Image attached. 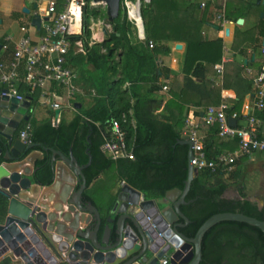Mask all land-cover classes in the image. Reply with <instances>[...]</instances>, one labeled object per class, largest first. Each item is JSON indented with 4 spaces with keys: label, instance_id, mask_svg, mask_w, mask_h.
I'll use <instances>...</instances> for the list:
<instances>
[{
    "label": "trees",
    "instance_id": "obj_1",
    "mask_svg": "<svg viewBox=\"0 0 264 264\" xmlns=\"http://www.w3.org/2000/svg\"><path fill=\"white\" fill-rule=\"evenodd\" d=\"M201 3V0H183L182 3L179 0H151L143 9V20L147 42L152 40L153 48L147 42L133 40L136 29L127 20L122 8L119 15L111 19L113 32L110 36L90 47L91 15L98 16L99 10L90 9L87 4L84 8L83 32L78 36L83 41L86 52L74 55L68 61L80 67L86 79L95 87L98 97L90 110L77 114L69 125L65 122L53 125L49 119L41 124L30 120L32 142L60 149L66 154L72 147L74 155L82 165L87 164L90 151L93 156L92 163L84 169L90 185L114 163L100 148L104 142L108 121L119 118L123 112H129L133 108L136 124L133 125L130 121L125 124V128L134 159L120 158L123 164L119 181L125 180L141 190L147 198L162 197L172 188L184 189L189 174V146L179 143V140L186 125L189 111L187 105L193 103L197 106H210L220 103L216 91L209 88L206 77L209 66L221 60L224 41L222 38L208 40L202 34L209 2L203 9ZM253 5L257 6V3L254 2ZM218 7L221 9V6ZM202 10L204 13L200 17ZM225 16L236 20V16L231 15L229 9L225 10ZM262 25L261 33H264V23ZM175 40L187 43L183 91L195 92L207 98L206 102L187 99L173 92V98L165 102L159 94L165 81L171 76L170 69L162 64L159 57L161 53L169 51L168 42ZM102 48L106 52H102ZM87 64L93 65L94 69L87 68ZM260 74L257 73L252 82L244 79L242 89L236 90L237 97L227 110L228 116L235 115L237 120L242 119L241 110L245 96L252 92L253 81ZM126 83L129 86H125ZM23 93H26L32 103L38 100L39 89L32 92L26 86ZM156 104H165L166 111L170 113L165 121L155 114ZM98 121L100 126L96 125ZM26 123L21 126L20 131L25 128ZM87 125L93 129L91 142L86 138L87 132L83 137L77 134L80 126L87 128ZM206 129V153L209 158L216 157L226 149L234 150L238 147L237 139L225 141L218 135V124L207 126ZM51 157V154L46 153L36 162L37 169L33 179L44 186L53 182ZM2 160L3 156L0 154V163ZM242 176L237 161L233 172L228 176L220 170L215 173L209 169L199 170L194 175L186 197L190 202L182 206L190 222L179 228L180 231L188 237H194L209 217L220 212H241L264 220V207L260 209L256 202L248 200L243 187L239 190L240 199L224 195L234 183L232 180L240 183ZM84 194L87 199H91L87 190ZM8 206L9 198L0 193V222L7 216ZM107 223L108 219L104 217L102 227ZM112 227H115V223H112ZM226 245L232 247L235 253L251 254V264L264 263V232L244 222L223 221L206 233L200 264H206L207 260L222 264ZM9 262L10 258L7 257L2 264ZM245 262L247 263L239 260L233 264Z\"/></svg>",
    "mask_w": 264,
    "mask_h": 264
},
{
    "label": "water",
    "instance_id": "obj_2",
    "mask_svg": "<svg viewBox=\"0 0 264 264\" xmlns=\"http://www.w3.org/2000/svg\"><path fill=\"white\" fill-rule=\"evenodd\" d=\"M103 1L111 19L117 17L121 0ZM33 24L41 25L40 16L33 19ZM30 106L28 99L0 94V154L4 159L0 163V193L9 198L8 214L0 222V244L5 246V253L11 251L13 258L22 259L24 264H159L165 256L171 257L170 264H198L203 259L206 233L220 222H244L264 232V220L241 212L212 215L194 237L180 231L190 222L182 206L190 202L186 197L198 173L190 163L193 149L188 135L179 140L189 146L184 189L172 188L158 199H148L123 182L114 206L119 216L116 220L109 217L102 227L100 210L84 194L88 188L84 169L92 163L89 151L90 160L82 165L72 150L66 155L43 146L44 151L52 153L53 182L47 186L33 182L37 168L31 165L43 153L34 150L38 143L31 137L29 142L15 137L21 122L30 119ZM229 123L237 126L236 118L229 117ZM49 248L55 254L51 258Z\"/></svg>",
    "mask_w": 264,
    "mask_h": 264
},
{
    "label": "crops",
    "instance_id": "obj_3",
    "mask_svg": "<svg viewBox=\"0 0 264 264\" xmlns=\"http://www.w3.org/2000/svg\"><path fill=\"white\" fill-rule=\"evenodd\" d=\"M69 0H55L57 3V8L62 10L68 3ZM89 1H96V0H89ZM181 3L183 0H179ZM206 0H201L204 2ZM49 0H0V60L3 61L8 67L7 71L13 67L14 61V52L15 46L17 42L24 36L27 35L32 38V40L38 41L43 34L42 24L40 26L33 24V19L36 16H40L41 23L43 20H46L48 16L46 15V9ZM256 2L257 6L253 5ZM105 4L106 7L103 5ZM202 4V3H201ZM61 6V7H60ZM221 6V9L218 7ZM202 7V6H201ZM99 10V14L96 17H92L90 21V30H91V37L89 40L90 47L94 44H99L107 39L110 34L109 25L105 23L109 22L111 25V16L109 14L108 5L105 1L100 3L96 7ZM204 7H202L203 9ZM229 9L231 15L236 16V20H230L228 18L225 19L220 18L219 14L222 10ZM202 12L201 16L202 17ZM205 22L202 26V34L208 40H213L215 38H222L224 41L223 44V55H228L232 58L230 62H228L225 66L224 73L222 75L218 74L215 65H211L208 68L207 72V81L209 82V88L216 91L218 95V100L220 103L226 101L233 105L234 100L237 97V89H242V84H244V79L248 80V82H252L254 76L257 73H264V53L262 51L264 47V33L262 31V23H264V0H225V1H215L209 2V8L205 14ZM224 19V20H223ZM242 19V23H239L238 20ZM263 21V22H262ZM98 23L99 25V36L95 37V32L93 29V24ZM106 25V26H104ZM22 27L27 28V32L22 30ZM113 27V26H112ZM101 31V32H100ZM83 32V31H82ZM101 38V40L97 39ZM95 43L91 44V41ZM134 41H140L137 33L134 34L133 37ZM142 42V41H141ZM169 51L161 53L159 59L163 65L167 66L170 69L171 76L170 78L165 81V85H167V89H162L159 91V94L162 96L165 102L170 100L172 97V92L175 94L183 95V97L187 99L196 100L197 102H206L208 99L203 98L199 94L195 92H186L183 91V87L185 84V72H184V65L186 59V52H187V43L184 41H169ZM102 52H106L105 48H102ZM79 54V53H78ZM75 54V55H78ZM222 58V57H221ZM219 62V61H218ZM69 65L75 68L79 74L80 78L78 80L79 86L82 88V91L76 94L72 99L68 100L65 96V91L63 88H60L55 83L49 84L47 86L48 90H50L51 95L49 94L48 97L42 96V91L39 89V97L38 100L32 103V100L27 98L30 103V119L28 121L23 120L20 124V127L16 130V138H20V128L26 122L31 123L32 120L37 121L38 123H42L43 121L49 119L53 120V118L59 117L60 122H65L66 124H70L77 114H82L84 111L90 110L94 104L95 100L98 97L95 87L86 79L83 71L80 70L79 66L73 65L72 62L68 61ZM87 68L93 70L94 67L91 64H87ZM24 75H25V64L21 62L18 66V81L16 79V83L18 89L21 94L25 95L24 87L27 86L24 82ZM4 84L0 83V88H2ZM125 86H129V84H125ZM21 89V90H20ZM53 92L56 93V96H53ZM254 94L255 89L252 85V92H249L244 99V104L241 110L242 119L237 120L238 126H244L246 124L245 121V105L250 104L254 101ZM26 96V95H25ZM217 99V97H216ZM60 101L62 102V109H60V113H56V109L51 107V101ZM179 100V99H177ZM219 103V104H220ZM213 103L211 105H219ZM165 105V104H164ZM164 105L156 104L155 105V114L162 119L166 120L165 117H169L170 113L166 111ZM210 105V106H211ZM188 113L187 117H194L196 120L204 114L208 106H197L193 103H189L188 105ZM132 110L131 115V123L133 125L136 124V119L134 117V110ZM263 120V124L261 127V134L264 135V110L257 113ZM229 117L236 118L235 115H230ZM31 120V121H30ZM59 122V123H60ZM26 123V124H27ZM85 125L84 122H81ZM97 126H100V121L96 122ZM81 127L77 130L78 136H84L87 132L86 138L91 142L90 136L93 133V129L90 126ZM201 132L207 134V126H201ZM87 130V131H86ZM184 132V130H183ZM184 135V134H183ZM223 139V138H222ZM225 141L229 139H224ZM99 141V139H98ZM103 145V144H102ZM102 145L100 146L102 152H104ZM43 146L38 143V146L34 148V150L41 151L43 153V157L46 153L51 154V152H46L43 149ZM41 147V149H39ZM54 148V147H53ZM57 149V148H55ZM238 147L234 150L226 149L224 151L230 152H237ZM60 150V149H57ZM70 150L73 152V148L71 147ZM69 150V153H70ZM89 150V149H88ZM62 151V150H61ZM223 151V152H224ZM63 152V151H62ZM90 152V151H89ZM88 152V153H89ZM69 153H65L68 155ZM91 153V152H90ZM105 153V152H104ZM74 154V153H73ZM109 158L114 160L113 165L109 169H105L100 175H98L88 188L86 189L88 194L91 196L93 203L98 207L100 210L102 219L106 217H112L116 220L119 214L114 211V206L118 202L117 195L118 191L120 190L123 182L125 180L119 181L121 176V167L122 161L119 159H113L109 154L105 153ZM92 155V153H91ZM42 157V158H43ZM76 157V156H75ZM41 158V159H42ZM93 159V156H92ZM4 160V159H3ZM2 160V161H3ZM40 160V159H38ZM52 160V159H51ZM90 160V156H89ZM88 160V161H89ZM237 166L241 168L243 176L240 181L242 183L243 179L249 174L260 177L264 174V153L256 152L251 157L238 155L237 158ZM35 164L31 165L32 168L35 170ZM80 163V162H79ZM263 176V175H262ZM34 183H36L33 179ZM234 183L229 186V188H236L238 190V185H236V180H232ZM78 186V184H77ZM244 184H241V188ZM229 188L225 192V196L229 198H233L229 194ZM240 190V188H239ZM141 191V190H140ZM143 193V192H142ZM144 194V193H143ZM145 198L146 195L144 194ZM235 198H241L240 192L237 191V194L234 195ZM160 198V197H159ZM246 198L250 201H255L259 207H264V200L261 201L260 199H255L254 197H250L246 194ZM148 199H158L156 198H148ZM114 223V222H112ZM112 223L109 224L112 226ZM32 249V248H31ZM50 249V248H49ZM40 251V250H39ZM51 253L49 254L48 258L55 256L53 251L50 249ZM43 253V252H39ZM9 257L10 262L7 264H24L22 259L13 258L12 252L7 251L1 258L0 264L4 262V260ZM48 258H45L46 261L49 263Z\"/></svg>",
    "mask_w": 264,
    "mask_h": 264
},
{
    "label": "built area",
    "instance_id": "obj_4",
    "mask_svg": "<svg viewBox=\"0 0 264 264\" xmlns=\"http://www.w3.org/2000/svg\"><path fill=\"white\" fill-rule=\"evenodd\" d=\"M218 0H206L201 6L205 7L208 2ZM225 1V0H220ZM95 1L88 0H69L67 5L59 10L55 0H49L47 5L46 20L42 21L43 34L38 41H33L31 37L24 35L16 44L14 52L13 67L8 71L7 65L0 60V83L4 86L0 88L1 95L16 96L21 100L27 97L20 93L16 79L18 81V66L21 62L25 64L24 82L33 92L36 89L42 91V96L48 97L50 90L49 84H56L65 91L68 100L82 91L78 84L79 72L68 63V59L75 54L85 53L84 43L78 38L83 31L84 8L96 7ZM151 0H121V8L127 20L136 29L140 41L147 42L145 25L143 20V9ZM220 18L225 19V11L219 14ZM223 19V20H224ZM92 27V26H91ZM22 30L27 32L26 27ZM101 40V38H97ZM95 43L91 41V44ZM148 46L154 47V42L149 40ZM264 53V47L262 49ZM232 60L228 55H223L221 60L215 64L218 74L222 75L225 65ZM129 84V83H127ZM255 89L254 101L245 105L244 126H232L229 123L227 110L230 104L226 101L219 105L208 106L204 114L196 120L194 117L186 118L184 135L192 143L193 157L190 163L197 171L209 169L215 173L217 171L230 175L236 164L238 155L251 157L256 152H264V135L261 134L263 124L262 118L257 114L264 110V73H261L253 81ZM167 89V85L163 86ZM53 96L56 93L53 92ZM53 109H62V102L51 101ZM132 110L123 112L119 118L108 121L104 134L103 150L113 159L128 158L134 159L132 147L127 141V130L125 124L129 122ZM60 118H53L52 124L58 125ZM218 124V135L223 139H237V152L224 151L214 158H209L206 153L207 134L201 132V126H214ZM32 124L27 123L20 132V137L24 142H29L31 137ZM1 239V236H0ZM5 254V246L0 244V258ZM171 257L160 258L159 264H170Z\"/></svg>",
    "mask_w": 264,
    "mask_h": 264
},
{
    "label": "rangeland",
    "instance_id": "obj_5",
    "mask_svg": "<svg viewBox=\"0 0 264 264\" xmlns=\"http://www.w3.org/2000/svg\"><path fill=\"white\" fill-rule=\"evenodd\" d=\"M103 5L106 7L105 4H103ZM105 24L109 25V29L111 30L110 33L113 32V27H112L113 25H111L109 22H107ZM106 25H104V26H106ZM262 175H260L262 180L256 174H254V175L248 174L245 177V179L242 180L243 181L242 183L244 184V186H243L244 193L249 195L252 198L254 197L255 199H260L261 201L264 200V174H262ZM242 183L236 184V185H238V190H236V188H229L230 196L235 198L234 195L237 194V191H239V188H241Z\"/></svg>",
    "mask_w": 264,
    "mask_h": 264
},
{
    "label": "flooded vegetation",
    "instance_id": "obj_6",
    "mask_svg": "<svg viewBox=\"0 0 264 264\" xmlns=\"http://www.w3.org/2000/svg\"><path fill=\"white\" fill-rule=\"evenodd\" d=\"M259 208L262 209L263 207H259ZM224 247H226V250H225L224 255H223L222 264H233V263H237L239 260L240 261L241 260L242 261L243 260L247 261V263L245 262L243 264H251V262H250L251 261V258H252V255L251 254L235 253L232 250V247H230L229 245H226ZM183 259H187V257H184ZM201 261L198 264H200ZM206 264H214V263H212L210 260H207L206 261Z\"/></svg>",
    "mask_w": 264,
    "mask_h": 264
},
{
    "label": "bare ground",
    "instance_id": "obj_7",
    "mask_svg": "<svg viewBox=\"0 0 264 264\" xmlns=\"http://www.w3.org/2000/svg\"><path fill=\"white\" fill-rule=\"evenodd\" d=\"M103 2V0H96L95 2H94V4H100V3H102ZM93 29H94V32H95V37H98L99 36V25H98V23H94L93 24ZM101 32V31H100Z\"/></svg>",
    "mask_w": 264,
    "mask_h": 264
}]
</instances>
